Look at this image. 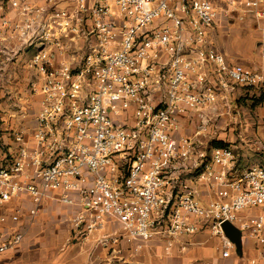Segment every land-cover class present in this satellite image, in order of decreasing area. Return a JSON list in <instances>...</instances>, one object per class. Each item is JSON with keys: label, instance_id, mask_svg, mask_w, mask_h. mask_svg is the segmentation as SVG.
Wrapping results in <instances>:
<instances>
[{"label": "built area", "instance_id": "obj_1", "mask_svg": "<svg viewBox=\"0 0 264 264\" xmlns=\"http://www.w3.org/2000/svg\"><path fill=\"white\" fill-rule=\"evenodd\" d=\"M239 4L264 21V0H13L26 21L9 27L33 51L39 100L33 126L10 122L0 139V254L22 245L23 221L50 199L80 208L81 235L117 223L123 233L101 244L159 240L169 254L209 231L227 258L228 222L264 245V163L241 169L229 146L207 152L180 131L182 116L238 95L264 105V26L259 70L209 41Z\"/></svg>", "mask_w": 264, "mask_h": 264}, {"label": "crops", "instance_id": "obj_2", "mask_svg": "<svg viewBox=\"0 0 264 264\" xmlns=\"http://www.w3.org/2000/svg\"><path fill=\"white\" fill-rule=\"evenodd\" d=\"M29 1L46 5L49 0ZM59 6L63 7L65 4L61 3ZM224 9V5H219L221 12ZM222 15L221 13L220 16ZM12 16L15 18L13 20L15 23H21L23 20L16 9L13 10ZM222 22V17H219L209 30L210 44L219 52L221 51L213 40V34ZM259 25L264 26V21ZM3 29L0 22V32ZM5 48L14 52L10 62H6V54L9 50L6 53ZM258 48L259 43L254 62L248 60L235 62L221 53L231 64L259 70L262 61ZM32 53L29 48L22 47L21 43H0V139L5 142H8L6 131L10 122L16 126L24 123L27 127L34 124L39 98L31 92V83L37 75L29 67ZM22 112L28 114L25 119L21 117ZM195 114L197 112L181 117V134H184V129L194 124ZM237 163L241 169H247L264 163V157L258 164L255 162L246 166L237 157ZM79 211L78 206L64 205L57 199L44 201L33 222L23 221L29 229L22 245L12 253L0 254V264H264V245H259L247 233L241 235L240 249L231 250L227 258L223 257L221 239L213 236L209 231L181 239L169 254L159 240L147 243L138 251L122 238L117 243L109 241L101 244L100 241L104 237L112 236L113 233L122 234L120 226L115 222L106 221L105 229L90 235H81L73 229L71 223L72 218Z\"/></svg>", "mask_w": 264, "mask_h": 264}, {"label": "rangeland", "instance_id": "obj_3", "mask_svg": "<svg viewBox=\"0 0 264 264\" xmlns=\"http://www.w3.org/2000/svg\"><path fill=\"white\" fill-rule=\"evenodd\" d=\"M12 2L13 0H0V22L4 28L0 32V43L22 45L27 43L26 40L21 34L18 35L19 31L11 28L15 23L12 12L17 10ZM220 17L223 22L213 34L218 49L235 62H254L260 38L259 24L255 17L247 12L244 5H239L229 17ZM6 21L9 24L3 23ZM22 21L25 22L26 19L23 18ZM4 51L8 52L6 62H10L14 52L7 48ZM193 121L194 124L191 123V127L184 129L185 135H182L197 137L204 143L205 151L229 146L236 159L238 157L245 166L255 162L258 164L264 157V105L259 104L250 94L233 97L228 103L218 102L211 110L197 112Z\"/></svg>", "mask_w": 264, "mask_h": 264}, {"label": "water", "instance_id": "obj_4", "mask_svg": "<svg viewBox=\"0 0 264 264\" xmlns=\"http://www.w3.org/2000/svg\"><path fill=\"white\" fill-rule=\"evenodd\" d=\"M223 231L236 246L237 249L241 247V232L230 223L226 222L222 225Z\"/></svg>", "mask_w": 264, "mask_h": 264}, {"label": "trees", "instance_id": "obj_5", "mask_svg": "<svg viewBox=\"0 0 264 264\" xmlns=\"http://www.w3.org/2000/svg\"><path fill=\"white\" fill-rule=\"evenodd\" d=\"M259 104H262L261 102H258Z\"/></svg>", "mask_w": 264, "mask_h": 264}]
</instances>
